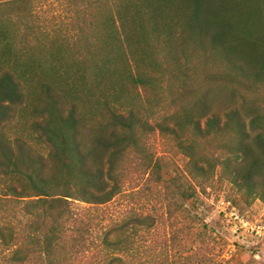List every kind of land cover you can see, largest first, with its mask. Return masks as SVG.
Returning <instances> with one entry per match:
<instances>
[{
  "label": "trees",
  "instance_id": "obj_1",
  "mask_svg": "<svg viewBox=\"0 0 264 264\" xmlns=\"http://www.w3.org/2000/svg\"><path fill=\"white\" fill-rule=\"evenodd\" d=\"M69 2L64 49L37 31L28 0L23 51L0 19V264H136L135 239L156 219L133 200L159 201L169 219L216 176L264 197V0ZM29 119L45 156L4 132ZM121 195L128 214L103 226L93 208ZM201 227L202 264H227L224 239Z\"/></svg>",
  "mask_w": 264,
  "mask_h": 264
},
{
  "label": "rangeland",
  "instance_id": "obj_2",
  "mask_svg": "<svg viewBox=\"0 0 264 264\" xmlns=\"http://www.w3.org/2000/svg\"><path fill=\"white\" fill-rule=\"evenodd\" d=\"M0 3V19L6 20V29L14 39V48L23 51V0H0ZM72 7L69 0H28L26 9L31 11L32 18L39 26L37 31L48 34L64 49L68 42L73 41L75 34L70 30V23L76 17ZM26 42L29 44L28 49L31 50L32 46L36 45L30 39ZM43 49L45 50L44 47ZM64 82L66 81H62V84ZM51 83L54 85L59 83L58 88L61 86L59 80L55 81L56 84ZM40 91L37 83L27 87L26 93L29 98L27 101L38 105ZM20 114L23 119V107ZM28 115L29 112L26 111V116ZM4 132L11 139L18 137L25 140L44 156L48 152L45 144L32 132L30 119L24 125L7 126ZM149 144L151 150L158 154L168 152L167 157L178 172L184 169L185 160L180 154L172 151L167 142L161 140L159 136L151 137ZM130 187L129 184L125 186L124 194L129 192ZM196 190L195 199L185 206L187 211L177 213L169 219L165 215V207L159 201L133 200L135 202L133 209L138 215H149L156 219L152 229L139 230L135 239L138 246L133 259L135 263L202 264L203 244L199 232L203 231L201 226H207V229L214 231L226 242V245H222L223 242L216 241L217 260L228 261L227 264H246V260L250 258L255 264H264V240L256 239L244 229L236 230L232 220L219 212L220 208L226 205L230 210L234 208L250 224H264V197L248 196L230 183L218 180L217 176L208 186L198 187ZM131 202L127 195H121L114 202L93 209L100 215L104 214L103 226H109L112 222L126 217ZM158 217L162 220L158 221ZM221 252L223 256L218 257Z\"/></svg>",
  "mask_w": 264,
  "mask_h": 264
},
{
  "label": "built area",
  "instance_id": "obj_3",
  "mask_svg": "<svg viewBox=\"0 0 264 264\" xmlns=\"http://www.w3.org/2000/svg\"><path fill=\"white\" fill-rule=\"evenodd\" d=\"M222 203L224 204V202ZM219 212L232 220L233 227L236 230L244 229L246 232L254 235L256 239L264 240V224H250L248 221L244 220L234 208L230 210L226 205L224 208H220Z\"/></svg>",
  "mask_w": 264,
  "mask_h": 264
}]
</instances>
